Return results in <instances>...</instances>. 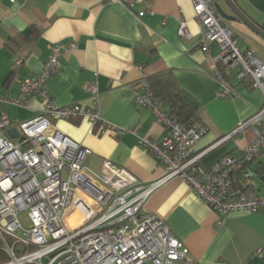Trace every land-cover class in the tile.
<instances>
[{"label": "crops", "instance_id": "1", "mask_svg": "<svg viewBox=\"0 0 264 264\" xmlns=\"http://www.w3.org/2000/svg\"><path fill=\"white\" fill-rule=\"evenodd\" d=\"M213 1L231 14L224 0ZM233 1L264 30V0ZM182 22L187 23L188 37L179 34ZM224 23L239 49H254L264 63V40L239 20ZM57 44L64 49L61 70L47 83L55 105L91 106L88 87L96 83L103 120L116 128L137 129L139 137L160 141L166 135L152 111L135 103L143 74L149 83L151 78L172 73L179 87L198 102L197 117L209 130L196 152L236 130L264 103L262 92L242 84L234 71H227V78L238 96L218 98L221 87L214 76L213 58L219 49L213 47L210 56L202 51L192 0H144L133 10L121 0H0V94L16 95L23 79L39 75ZM27 104L0 103V117L6 114L18 129L19 123L34 119L43 110L38 98ZM55 126L92 151L86 165L94 171L110 160L144 185L164 175L161 163L130 132L101 131L86 119L55 121ZM8 130L0 134L8 136ZM254 138V130L247 128L206 155L200 165L210 168L227 155L240 156ZM249 170L254 191L264 196V159ZM146 210L165 221L189 249L184 264H264V214L233 212L221 221L180 179L155 191ZM7 260L1 249L0 264Z\"/></svg>", "mask_w": 264, "mask_h": 264}, {"label": "built area", "instance_id": "2", "mask_svg": "<svg viewBox=\"0 0 264 264\" xmlns=\"http://www.w3.org/2000/svg\"><path fill=\"white\" fill-rule=\"evenodd\" d=\"M143 1L121 3L133 10ZM192 4L202 51L210 56L213 47L219 49L213 58L214 76L221 87L218 98L238 96L227 71L236 72L242 84L264 97V63L257 52L239 49L213 0H192ZM179 34L190 36L186 22L181 23ZM63 51L62 45H55L42 72L23 79L16 95L0 94V103L17 107H27L31 98L43 103L37 117L17 126L25 138L22 142L0 134V244L8 257L2 264H184L189 249L165 221L146 210L149 197L174 179L187 183L221 221L233 212L264 214V196L254 191L249 170L264 159V103L236 130L196 152L208 127L197 116L187 123L169 116L145 74L134 100L137 106L150 109L165 128L160 141L139 137L137 129L107 124L96 83L88 87L91 106L57 107L47 83L59 74ZM140 70L144 72L143 67ZM77 119H86L101 131L115 128L122 135H136L139 145L161 163L164 175L144 185L110 160L103 162L100 171L90 169L86 160L92 151L55 126V121ZM11 128L8 116L2 115L0 131ZM247 128L254 130L255 138L240 156L227 155L210 168L200 165L206 155ZM23 212L28 229L20 219ZM257 254L263 256L261 250Z\"/></svg>", "mask_w": 264, "mask_h": 264}, {"label": "trees", "instance_id": "3", "mask_svg": "<svg viewBox=\"0 0 264 264\" xmlns=\"http://www.w3.org/2000/svg\"><path fill=\"white\" fill-rule=\"evenodd\" d=\"M149 85L154 96L163 101L164 109L169 116L181 123H187L192 117L197 116L200 105L179 87L172 73L151 78Z\"/></svg>", "mask_w": 264, "mask_h": 264}, {"label": "water", "instance_id": "4", "mask_svg": "<svg viewBox=\"0 0 264 264\" xmlns=\"http://www.w3.org/2000/svg\"><path fill=\"white\" fill-rule=\"evenodd\" d=\"M228 6L231 14L226 13L219 4H215L219 16L228 22H234L236 20L244 23L251 31L264 40V30L252 21L233 0H224ZM231 30V29H230ZM8 137L13 140L22 142L25 138L21 136L20 131L17 128H11L7 131Z\"/></svg>", "mask_w": 264, "mask_h": 264}, {"label": "rangeland", "instance_id": "5", "mask_svg": "<svg viewBox=\"0 0 264 264\" xmlns=\"http://www.w3.org/2000/svg\"><path fill=\"white\" fill-rule=\"evenodd\" d=\"M256 181L259 182V179L256 178ZM20 219H21V221H22L24 227H25L26 229H28V228L30 227V226H29L30 223H29V220L27 219V213H26V212H23V213L20 215Z\"/></svg>", "mask_w": 264, "mask_h": 264}]
</instances>
